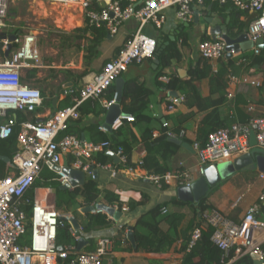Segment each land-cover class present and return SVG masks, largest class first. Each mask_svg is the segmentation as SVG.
Listing matches in <instances>:
<instances>
[{"label":"crops","instance_id":"0c3cea01","mask_svg":"<svg viewBox=\"0 0 264 264\" xmlns=\"http://www.w3.org/2000/svg\"><path fill=\"white\" fill-rule=\"evenodd\" d=\"M15 5L17 9L13 10L12 7L11 17L6 24V36L17 35L25 26L26 30H31L38 35V47L42 58L40 68L24 69L23 78L26 86L41 91L43 104L35 112L23 114L22 117L25 119L23 121L44 122L58 110L69 106L72 98L65 94V90L71 88L79 90L85 82L103 68L106 62L119 53L135 34L139 25L136 19L125 21L114 34L102 26L107 35L98 41L94 38L95 31L93 30H89L85 36L83 33L76 32L77 28H85L88 25L80 4H61L49 0H23L17 1ZM196 12L197 16H195ZM22 14L25 17L22 18ZM166 15L167 18L162 27L156 28L152 34H149L157 39V43L162 41V45L165 46L156 51L159 63L155 64L154 58L146 59L141 63H133L122 75L125 81H137L149 91L146 113L150 120L137 121L133 126L135 142L128 154L134 166L149 156H156L159 158L158 168H168V171L188 170L194 181L201 177L198 173V157L194 144L198 142L199 128L208 115L212 113L215 124L228 127L236 120L247 122L251 117L264 115V87L232 81L233 78L239 79L244 75L262 78L264 64L262 66L251 64L256 56L253 48L232 53V57H227L226 53L224 58L215 62L204 59L200 55L199 43L204 40H213L214 35L211 31L216 24L225 25L228 30L232 31L231 26L234 23L238 22V27L243 28L245 25L248 27L254 18L253 14L238 10L232 3H223L219 0L196 1L192 6V16L186 21L177 17L174 7L168 9ZM213 16L215 21L209 23ZM41 17L48 18L58 29L59 35L56 38L50 37L49 31L38 28L37 22H40ZM246 33L248 34V30ZM78 36L82 38L78 39ZM14 43H12L9 54L17 48ZM172 45L175 47L171 50V54L177 52L179 58H173L170 66L162 67L160 54ZM262 49L263 52L264 48ZM4 50L7 51L0 43V59L8 56ZM205 64L210 66L209 72ZM221 69L226 72L224 77L218 75ZM163 77H167L168 80H164ZM229 93H233L234 97L231 98ZM109 96L110 91H107L99 100L90 102L93 104L98 102L100 106L106 107L105 103L114 100L115 94L111 101H109ZM182 97L183 101H179L173 110L168 109L171 98L181 100ZM250 106L253 107V111H249ZM105 114L106 112L101 114L81 112L79 119L70 121L68 133L77 135L83 141L95 143L99 141L97 132L103 131L109 140L113 141V133L123 123V120L115 123L112 132H109L103 128ZM93 125H98V130L92 128ZM149 130H152L153 136L146 140L144 135ZM165 131L174 135V137L168 135L169 139H179L186 144L175 143L177 148L170 156H166L169 150L165 149L164 144L156 141ZM106 151L109 158L104 159L105 164L95 168L97 173L94 175L101 191L100 199H103L106 192L117 195L120 203L117 202L112 207L121 212V215L118 220L109 216L112 221L111 226L80 236L84 237L87 242L80 246L81 249L77 244L78 250L93 251L97 247L98 239L106 237L110 240L109 250L114 257V264H182L184 258L182 246L186 240L184 232L191 224L198 222L200 217L197 209L191 205L176 208L174 201L178 199V187L173 185L157 187L148 179L128 174L120 159L111 154L116 150ZM102 153L94 157L98 163H100ZM2 159L0 178L13 172L11 159L8 157H2ZM67 161L71 166L73 157H67ZM44 169L41 176L45 173ZM155 169L148 170L138 167L137 173H158L154 172ZM260 173L257 169L247 168L223 181L208 195V203L212 205L211 209L219 210L235 223L242 222L248 210L254 204L259 203V196L264 191V180L261 179ZM86 177L88 178L87 175ZM30 194L36 195L38 199H45L50 195L56 206L57 190L54 188L41 187L36 183ZM239 197L242 199L234 205ZM158 205L162 206V213L158 218L161 224L168 214L175 211L184 213L185 217L179 228V234L175 235L178 238L167 252L136 250L129 240L128 232L132 227L135 236L136 229L140 227L138 226L140 219ZM24 208L30 211L29 206L26 205ZM82 208L79 211L85 214L81 211ZM164 209L167 212H163ZM201 209L204 210V207ZM59 211L66 216H73L72 213ZM256 217L264 221V204H260ZM121 231L124 238L118 243L117 237ZM80 237H77V241ZM237 259L233 254L225 264H232ZM55 264H62V262L58 261Z\"/></svg>","mask_w":264,"mask_h":264},{"label":"built area","instance_id":"2783aa9c","mask_svg":"<svg viewBox=\"0 0 264 264\" xmlns=\"http://www.w3.org/2000/svg\"><path fill=\"white\" fill-rule=\"evenodd\" d=\"M16 1L0 0V36L7 35L6 24L11 17V9ZM61 4H80L88 24L105 26L111 33H117L119 27L131 19L139 22L137 31L119 53L79 90L66 89L65 94L72 98L66 108L60 109L44 122L19 121L17 112L29 114L35 112L43 104L40 90L26 86L23 73L27 68H40L42 58L38 47V35L25 26L16 36L15 42L21 45L8 56L0 59V140L10 138L16 126L18 149L11 159L13 172L0 178V264H55L73 255L71 264H114L110 253V240L100 237L93 251H79L75 245L59 249L57 230L59 220L65 217L54 207L50 195L38 199L31 195V189L41 177L44 167L57 174L56 180L64 185L69 177L62 169L67 157L72 156L71 167L82 170L95 179L92 169L102 166L95 160V155L111 149L110 141L90 143L81 140L77 135L68 133L71 120L81 117L80 108L87 101L102 98L115 81L125 73L133 63H141L154 58L157 51V39L144 33L147 24L153 23L160 29L165 23L166 12L176 8L177 17L186 21L192 16V6L202 0H49ZM230 2L238 10L254 15L248 28L249 39L255 44L253 53L260 55L262 48L256 43L264 39V0H219ZM95 5V6H92ZM2 48L7 49L8 39L0 41ZM14 43V42H13ZM200 55L209 61H218L225 57L227 44L223 38L204 40L199 43ZM5 51V50H4ZM6 52V51H5ZM168 80L167 77H163ZM232 81L264 87L262 78L244 75ZM231 81V82H232ZM229 96L234 97L233 93ZM181 100L171 98L168 109L173 110ZM109 103H105L108 108ZM253 111V107H249ZM134 121L132 115H122L117 122ZM254 132L257 147L264 149V115L251 117L247 122L236 120L229 127L213 131L204 146L196 142L194 149L198 157V173L202 176L206 166L230 161L240 155L249 153L254 148L250 143V133ZM170 137H174L168 132ZM116 155L128 174L145 178L157 187L190 186L192 174L188 170L167 171L165 173H137L143 167V161L134 166L129 154L122 146L117 147ZM264 180V173H260ZM242 199L239 197L234 205ZM260 204H264V191L259 196V203L254 204L240 223H235L216 209L207 211V222L214 228L211 240L228 257L234 252L238 259L251 253L259 255L264 264V221L256 217ZM29 206L28 212L24 206ZM163 212H167L166 209ZM74 236L86 234L81 229L75 230ZM202 231L196 228L189 242L193 247L201 238Z\"/></svg>","mask_w":264,"mask_h":264},{"label":"trees","instance_id":"16d2710c","mask_svg":"<svg viewBox=\"0 0 264 264\" xmlns=\"http://www.w3.org/2000/svg\"><path fill=\"white\" fill-rule=\"evenodd\" d=\"M95 6V5H92ZM250 24V23H249ZM239 23H234L232 27V32H235L237 29V33L246 32L249 28L246 25L242 28L238 27ZM244 28H247L246 30ZM89 30L95 31L94 38L100 41V38H104L107 33L106 30L101 27L97 28L96 26L88 24L85 28H77L76 32L83 33L87 35ZM81 39V36L77 37ZM174 45L167 48L160 54V63L162 67L170 66L173 58H179L177 52L171 54V50L174 49ZM175 51V50H174ZM253 66H262L264 64V51L261 55H256L251 63ZM207 71H210V66L205 64ZM225 71L221 69L218 72V75L224 77ZM215 80V79H214ZM189 84V83H187ZM191 85V84H190ZM192 89L193 85H191ZM195 90V89H194ZM110 96L109 101L114 98L115 90L112 85L109 90ZM148 89L143 85L137 83L134 80L125 81V85L123 88V96L121 105L123 111L126 115H132L135 117L134 121L123 120V123L114 131L113 133V141H110L107 134L103 131H98L99 141L95 143H100L104 141H110L112 144V150H116L117 147L122 146L124 150L129 153L132 149L133 143L135 142V135L133 132V126L136 125L137 121L141 120H150V117L146 113L147 108V96ZM81 112H95L97 114L105 113L106 107L100 106L98 102L91 103L86 102L80 108ZM212 113L208 115V117L204 120L199 128L198 133V142L200 141L201 145L204 146L208 140L209 135L217 130L218 128L228 127L218 125L214 123V119ZM136 121V122H135ZM92 128L98 130V125H93ZM19 131V126H16L12 136L6 140H0V162H3L2 157H8L12 159L13 155L18 149L17 142V133ZM174 131V130H173ZM179 132V131H176ZM152 130H149L144 138L148 140V138H152ZM156 141L164 144L165 149L169 150L166 156H170L177 145L170 141L167 131L163 132ZM102 158L99 159L100 164H105V160L109 158L107 151H104L101 154ZM143 168L148 170L156 168L154 172L165 173L168 171V168L157 167L160 166L159 158L156 156H149L143 161ZM46 181L40 182L39 185L41 187H50L57 190V201L56 207L65 213H72L74 217L77 218L80 223V229L82 234H89L93 231H98L105 229L111 226L112 221L109 215L105 212H88L85 214H81L79 211L80 208L95 205L97 203H102L108 206H113L117 202L120 203V199L117 195L112 194L110 192L104 193L103 199H100L101 191L99 190L96 178L92 179L88 177L83 186L77 187L72 190H62L57 181L50 179L47 177V174H43ZM218 187V186H217ZM214 188L211 192H213ZM210 192V193H211ZM174 205L176 208H179L184 205L194 206L199 214V220L197 223L191 224V226L185 230L184 237L186 238L184 245L182 246V251L184 252V258L182 264H225L234 254V252H230L228 257H223V252L213 244L211 237L214 232V228L207 222L205 217V211H208L212 208V205L208 203V196L204 197L198 203L185 202L180 199H176L174 201ZM204 207V210L201 208ZM162 213V206L158 205L150 210V212L142 217L139 221V228L136 229L135 239H136V250H146L152 252H167L174 244L178 237L175 235L179 234V228L182 225L184 220V213L175 211L171 214H168L164 219L163 223H160V218ZM57 230V245L59 249L63 250L71 245H75L77 247L78 241L76 236H74L71 232V224L64 217L60 218ZM141 228V229H140ZM200 228L202 231L201 238L196 242L193 247H189V242L191 239L192 232L196 229ZM125 229V228H124ZM123 229V230H124ZM124 236L122 231L118 234L117 242L120 243L123 240ZM78 249V248H77ZM264 251V245L262 246ZM73 260V255H70L68 259L62 260V264H71ZM232 264H254L253 258L251 255H246L237 259Z\"/></svg>","mask_w":264,"mask_h":264},{"label":"water","instance_id":"95a60500","mask_svg":"<svg viewBox=\"0 0 264 264\" xmlns=\"http://www.w3.org/2000/svg\"><path fill=\"white\" fill-rule=\"evenodd\" d=\"M197 14L198 13L196 12L195 16H197ZM214 21H215V17L213 16V19L209 20V23H213ZM211 32L214 35L213 39H216V36H220L225 40L227 44V48H226L227 57H232V53L247 51L253 48L255 45L252 41L249 40V35L246 32L243 33L232 32L231 30H228L225 25L222 24H216ZM0 39L1 40L8 39L9 43L6 52L7 55H9V50L12 47V43L15 42L16 36L12 35L7 37L6 35H2L0 36ZM171 39H173V37H171ZM256 45L264 48V39H260L256 43ZM161 47L164 48L165 46L162 45V41H159L157 43V51H159ZM154 63L155 64L159 63L158 52L155 54ZM124 85H125V78L122 76L119 77L114 83L115 91H116L114 98L115 101L111 103V105L107 108L104 117V124H103V128L109 132H112L113 126L117 121V119L122 115H125L123 108L121 106ZM170 141L177 143L179 145H186L185 143L182 142V140L179 139L170 138ZM250 143L254 147L251 152L240 155L230 161L217 163V164L215 163L210 164L206 166L204 174L200 178L194 180L190 186L187 185L179 186L177 188L178 199L185 202L198 203L202 198L207 197L210 194V192L214 188H216L219 184H221L223 181L231 178L237 172L247 168L257 169L259 172L264 173V149L257 147V140L254 132H251L250 134ZM111 154L114 157L117 156L116 153L114 152H111ZM62 171L65 174H67L69 177L68 182L60 186V189L62 190H72L77 187H81L84 185L87 179L86 173L82 170H78L71 167L67 159H65L64 161V166ZM90 171H92L93 174L97 173V170L95 169H92ZM81 211L83 213L105 212L109 216L117 220L120 218L121 215V212L117 211L114 207L102 203L86 206L82 208ZM64 218L70 222V224L73 226L75 230L80 229V223L78 222L76 217L65 216ZM128 237L131 243L134 245V247H136V241L132 227L128 232ZM86 242L87 240L84 237H80L78 239L79 249H81L80 246H83V244ZM251 257L253 258L254 264H261V261L259 260V255H257L256 253H251Z\"/></svg>","mask_w":264,"mask_h":264},{"label":"rangeland","instance_id":"374dc122","mask_svg":"<svg viewBox=\"0 0 264 264\" xmlns=\"http://www.w3.org/2000/svg\"><path fill=\"white\" fill-rule=\"evenodd\" d=\"M17 2V1H16ZM16 2L14 3V5H13V10H16L17 8H16ZM24 14H22V18L23 17H25V15L23 16ZM37 26H38V28L40 29L41 28V30H45L46 32L47 31H49L50 32V37H57V35H59L58 34V29H56L55 28V26H53V24L51 23V21L48 19V18H43V17H41L40 18V22H37ZM156 29V27H155V25L153 24V23H150V24H147L146 26H145V28H144V33H146V34H152L153 33V30H155ZM14 44H16V46H20L21 45V42H15ZM113 86H114V84H113ZM23 114L24 113H22V112H17V115H18V119H19V121L21 122V121H23V120H25L24 119V117H22L23 116ZM45 168V169H44ZM43 169L45 170V173L47 174V177L49 178V179H52L53 178V180H55V181H57L56 180V178H57V174L55 173V172H53V171H51V170H49L47 167H44ZM44 176H41L38 180H37V184L39 185L40 184V182H44ZM57 183L59 184V185H61L58 181H57ZM39 186H41V185H39ZM54 207L56 208V206H55V204H54ZM57 209V208H56ZM28 210V209H27ZM57 210H59V209H57Z\"/></svg>","mask_w":264,"mask_h":264}]
</instances>
